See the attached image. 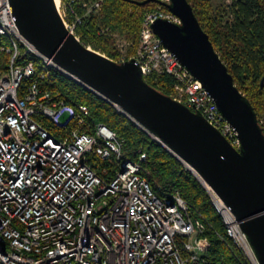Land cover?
Listing matches in <instances>:
<instances>
[{
	"label": "built area",
	"instance_id": "1",
	"mask_svg": "<svg viewBox=\"0 0 264 264\" xmlns=\"http://www.w3.org/2000/svg\"><path fill=\"white\" fill-rule=\"evenodd\" d=\"M56 3L67 29L81 42L86 18L103 5L100 0ZM160 19L182 24L159 4L146 14L131 56L126 54L129 42L112 33L121 48L119 62L135 59L144 77L172 76V97L200 112L241 150L238 131L214 98L155 35L152 25ZM53 69L69 77L21 33L10 0H0V264H209L211 244L202 236L212 225L205 216L179 192L159 196L143 165L146 153L139 152V161L125 159L124 140L96 122L89 107L70 105L45 88ZM196 178L234 248L246 264H260L231 209Z\"/></svg>",
	"mask_w": 264,
	"mask_h": 264
},
{
	"label": "water",
	"instance_id": "2",
	"mask_svg": "<svg viewBox=\"0 0 264 264\" xmlns=\"http://www.w3.org/2000/svg\"><path fill=\"white\" fill-rule=\"evenodd\" d=\"M181 18L160 19L155 35L214 98L242 142L237 150L200 113L151 86L135 59L118 62L88 47L66 27L56 0H10L21 33L70 79L118 105L181 163L198 173L231 209L264 264V131L252 104L202 28L188 0H160ZM196 176V175H195Z\"/></svg>",
	"mask_w": 264,
	"mask_h": 264
},
{
	"label": "trees",
	"instance_id": "3",
	"mask_svg": "<svg viewBox=\"0 0 264 264\" xmlns=\"http://www.w3.org/2000/svg\"><path fill=\"white\" fill-rule=\"evenodd\" d=\"M100 1H103L102 10L86 18L81 28L82 42L119 62L121 54L112 33L126 37L132 43L130 54H135L145 16L159 4L141 5L131 0ZM188 1L235 83L252 104L264 131V0H229L231 5L220 9L215 8L212 0ZM226 15H231L232 19L228 20ZM102 29H109V32L101 34ZM145 80L163 94L173 95L175 79L172 76H149ZM44 86L60 93L70 105L89 107L96 122L104 123L124 140L125 159L139 161L140 154L146 153L147 162L143 165L149 172L151 186L159 196L179 192L205 216L212 225L202 236L211 244L206 256L209 264H246L228 238L222 218L207 191L183 163L103 98L64 74L50 70ZM107 165L103 164L100 169Z\"/></svg>",
	"mask_w": 264,
	"mask_h": 264
},
{
	"label": "rangeland",
	"instance_id": "4",
	"mask_svg": "<svg viewBox=\"0 0 264 264\" xmlns=\"http://www.w3.org/2000/svg\"><path fill=\"white\" fill-rule=\"evenodd\" d=\"M212 2L214 3V6H215V8L216 9H220L221 7H223V6H228V5H231V3H230V1L229 0H212ZM158 7H156L155 9H157ZM154 10V9H153ZM226 17H227V19L229 20V19H232V16L231 15H226ZM120 39H122V40H126L127 42H129V44L126 46V49H127V52H126V54L128 55V56H131V54H130V50H131V47H132V43L126 38V37H124V36H122V35H120ZM115 42H116V45H117V48H118V50H119V52H120V54H121V57H120V59L122 58V53H121V48H120V46H119V43H118V39H116L115 38ZM139 46V45H138ZM137 50H138V48H137ZM137 50H136V52H137ZM136 54V53H135ZM132 55H134V54H132ZM262 122L264 123V117L262 118Z\"/></svg>",
	"mask_w": 264,
	"mask_h": 264
},
{
	"label": "bare ground",
	"instance_id": "5",
	"mask_svg": "<svg viewBox=\"0 0 264 264\" xmlns=\"http://www.w3.org/2000/svg\"><path fill=\"white\" fill-rule=\"evenodd\" d=\"M195 174L197 175V177L203 181V179L200 177V175L198 173L195 172Z\"/></svg>",
	"mask_w": 264,
	"mask_h": 264
}]
</instances>
